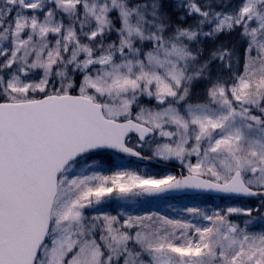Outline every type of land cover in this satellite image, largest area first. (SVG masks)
<instances>
[{"label": "snow or ice", "instance_id": "obj_1", "mask_svg": "<svg viewBox=\"0 0 264 264\" xmlns=\"http://www.w3.org/2000/svg\"><path fill=\"white\" fill-rule=\"evenodd\" d=\"M133 139L187 175L89 163ZM135 188L258 202L86 214ZM0 264H264V0H0Z\"/></svg>", "mask_w": 264, "mask_h": 264}, {"label": "rangeland", "instance_id": "obj_2", "mask_svg": "<svg viewBox=\"0 0 264 264\" xmlns=\"http://www.w3.org/2000/svg\"><path fill=\"white\" fill-rule=\"evenodd\" d=\"M238 65L236 66V68ZM239 71L243 69V63L238 68ZM154 106V102L151 105ZM136 111V109H134ZM158 142H165L161 138L157 137ZM135 146V141L130 143ZM155 143L146 144L142 151L155 156ZM139 148V147H138ZM157 159L163 160L159 157ZM193 161L195 157L192 158ZM167 162H173L184 171H187L186 167L181 165L178 160H163ZM89 163H94V170L102 175L114 176L118 172H129L133 173L142 178L148 179H162L168 175L177 176L178 171L174 170L172 167H153L151 165H142L135 162H130L125 160V158L115 154V153H103L91 155V160ZM207 177V176H206ZM210 178V177H208ZM128 177H122L121 182H127ZM138 193V194H137ZM256 201H247L246 199H226L220 200L215 198H204V197H180L177 200L172 201H152L149 198L144 197L140 193L139 188L133 189V193L128 195H121L117 190H113L112 193L106 195L100 205L95 206V208L86 209V214H96V208L103 212H108L112 215H117L120 213H128L132 215H146L152 212H156L161 216H167L169 219H182V220H192V222H197L198 218L194 217L193 214L188 213V208H200L205 211L221 210L229 206H240V207H255L257 206ZM253 215H257L255 212ZM233 219L234 222L240 223L246 219V217H229ZM203 223H207L204 221ZM254 231H259L260 227L257 226L253 228Z\"/></svg>", "mask_w": 264, "mask_h": 264}, {"label": "water", "instance_id": "obj_3", "mask_svg": "<svg viewBox=\"0 0 264 264\" xmlns=\"http://www.w3.org/2000/svg\"><path fill=\"white\" fill-rule=\"evenodd\" d=\"M102 150H111V151L117 152V153L125 156L128 160H135V161L140 162V163H151V164L161 165V166L166 165V163H164L163 161H161L155 157L149 156V155H144L141 151H140L141 156L136 157V156H131V155H128L125 153L118 152L116 150H112V149H102ZM102 150H97V151H102ZM136 150L139 151L137 148H136ZM178 171H179V175L177 176V178H180L181 176L187 175V172L183 171L181 168H178ZM203 178L204 179H210V178H206V177H203ZM142 194L146 195L148 197H154V198L169 197V196H182L185 194H209V195H215V196H229V195H226L223 193H218L215 191L200 190V189H183V190H174V191L163 192V193H154V194L142 193ZM229 197H234V196H229ZM241 198H255V197H241ZM255 199H258V198H255Z\"/></svg>", "mask_w": 264, "mask_h": 264}, {"label": "trees", "instance_id": "obj_4", "mask_svg": "<svg viewBox=\"0 0 264 264\" xmlns=\"http://www.w3.org/2000/svg\"><path fill=\"white\" fill-rule=\"evenodd\" d=\"M220 40H222V41H227V40H231V41H233L235 44H236V48H237V56L239 57V60H240V63L238 64V67L236 68V70L237 71H239V67L241 66V64L243 63V48H242V46L240 45V42H239V39H238V37H236V36H221L220 37ZM204 101V89H203V87L201 86V87H199L198 89H197V97H196V99H194L193 100V102L195 103V102H203ZM151 105V104H150ZM144 152V151H143ZM144 153H146V152H144ZM153 167H157V166H153ZM196 197H202V196H196ZM204 198H209V199H211V198H215V197H213V196H203ZM169 199H171V200H175V198L174 197H172V198H169ZM216 199V198H215ZM217 199H220V200H226V199H237V200H239L238 198H227V197H221V198H217ZM165 200H168V199H165ZM249 201H255V200H252V199H250Z\"/></svg>", "mask_w": 264, "mask_h": 264}]
</instances>
